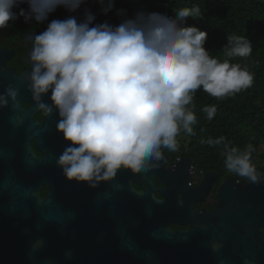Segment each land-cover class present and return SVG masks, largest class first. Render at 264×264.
Returning a JSON list of instances; mask_svg holds the SVG:
<instances>
[{
  "label": "clouds",
  "instance_id": "9594fccd",
  "mask_svg": "<svg viewBox=\"0 0 264 264\" xmlns=\"http://www.w3.org/2000/svg\"><path fill=\"white\" fill-rule=\"evenodd\" d=\"M97 2L101 15L115 9L118 23L96 22L97 14L87 8L82 19H52L31 36L29 53L32 98L44 115L56 110V131L67 143L57 164L67 180L93 188L120 169L147 172L148 161L161 159L162 149L177 152L178 137L193 135L198 123L197 90L222 99L252 87L254 79L247 66L231 62L251 54L246 36H227L222 60L205 49L207 33L186 23L202 17L198 5L180 7L172 15L138 10L129 16L127 9L115 8V0ZM22 3L27 7L13 10ZM84 3L0 0V29L20 17L42 24L58 7L77 13ZM49 93L50 105L42 101ZM7 94L16 96L11 89ZM202 112L212 120L217 106L206 105ZM200 143L222 145L229 173L253 183L261 179L252 143L241 149L223 135Z\"/></svg>",
  "mask_w": 264,
  "mask_h": 264
},
{
  "label": "water",
  "instance_id": "95a60500",
  "mask_svg": "<svg viewBox=\"0 0 264 264\" xmlns=\"http://www.w3.org/2000/svg\"><path fill=\"white\" fill-rule=\"evenodd\" d=\"M30 73L9 86L28 99ZM14 151L0 144V264H264V176L228 180L216 209L197 214L171 198L175 191L156 202L136 192L128 181L139 173L123 169L117 208L89 209L53 187L40 198L38 162ZM169 217L190 228L171 232Z\"/></svg>",
  "mask_w": 264,
  "mask_h": 264
},
{
  "label": "flooded vegetation",
  "instance_id": "af4514ba",
  "mask_svg": "<svg viewBox=\"0 0 264 264\" xmlns=\"http://www.w3.org/2000/svg\"><path fill=\"white\" fill-rule=\"evenodd\" d=\"M35 34L39 32L26 30L12 21L7 28L0 29V96L6 101L0 104V144L19 150L23 157L28 150L29 156L38 162L35 179L40 183V198H45L50 187H53L58 191H68L80 202L83 200L89 209L106 210L109 206L116 209L122 196L123 169L118 170L112 180L101 181L94 188L87 183L67 180L57 164L67 143L62 139V134L56 131L59 119L56 110L53 108L50 114L44 115L36 107L32 96L28 99L21 89L16 92L19 94L17 99L7 94L11 82H23L22 79L31 70L29 53L32 48L31 36ZM49 95L45 94L42 101L50 105ZM161 151V159L148 161L147 172L140 171L137 178L128 181L129 187L136 192L148 190L155 202L170 198L169 192L175 191L171 198L194 213H209L218 206L219 191L228 180L232 181L233 186H243L249 182L228 171L201 166L190 156L182 155L180 150L175 153L167 149ZM26 180L27 177H24ZM164 223L171 232L190 228L189 223L174 217L165 219Z\"/></svg>",
  "mask_w": 264,
  "mask_h": 264
},
{
  "label": "trees",
  "instance_id": "16d2710c",
  "mask_svg": "<svg viewBox=\"0 0 264 264\" xmlns=\"http://www.w3.org/2000/svg\"><path fill=\"white\" fill-rule=\"evenodd\" d=\"M193 5H198L203 15L196 20L189 18L186 23L207 33L204 47L211 56L221 60L224 58L222 48L227 43V36H246L250 40L251 54L232 57L231 62L247 66L254 79L252 87L222 99L209 96L202 89L197 90L194 110L198 123L193 126V135L181 134L179 150L182 155L190 156L201 166L227 171L220 155L222 145L210 147L201 144L200 140L223 135L241 149L247 143H252L256 148L252 154L253 163L261 176H264V0H115V8L127 9L129 16L138 10L172 15L180 7ZM26 7L22 3L13 10ZM85 8L97 14L96 22L108 20L113 24L118 23L115 9L107 16L99 14L100 5L97 0H85L77 13H68L63 7H58L42 24H37L33 19L25 22L23 17L12 23L22 25L26 30L41 32L52 19H64L69 15H77L82 19ZM206 105L217 106V113L212 120H207L202 112Z\"/></svg>",
  "mask_w": 264,
  "mask_h": 264
},
{
  "label": "rangeland",
  "instance_id": "374dc122",
  "mask_svg": "<svg viewBox=\"0 0 264 264\" xmlns=\"http://www.w3.org/2000/svg\"><path fill=\"white\" fill-rule=\"evenodd\" d=\"M178 139H179V137H178Z\"/></svg>",
  "mask_w": 264,
  "mask_h": 264
}]
</instances>
